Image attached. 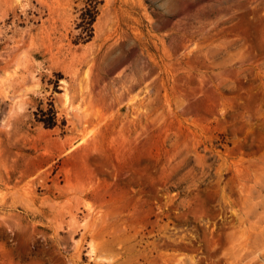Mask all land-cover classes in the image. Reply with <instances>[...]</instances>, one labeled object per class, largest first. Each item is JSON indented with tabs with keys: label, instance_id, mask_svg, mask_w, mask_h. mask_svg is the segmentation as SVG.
Wrapping results in <instances>:
<instances>
[{
	"label": "rangeland",
	"instance_id": "374dc122",
	"mask_svg": "<svg viewBox=\"0 0 264 264\" xmlns=\"http://www.w3.org/2000/svg\"><path fill=\"white\" fill-rule=\"evenodd\" d=\"M0 264H264V0H0Z\"/></svg>",
	"mask_w": 264,
	"mask_h": 264
}]
</instances>
